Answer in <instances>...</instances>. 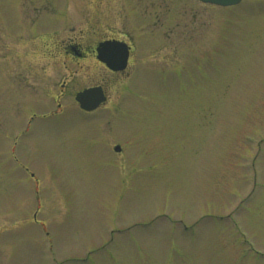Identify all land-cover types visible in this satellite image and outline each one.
Returning a JSON list of instances; mask_svg holds the SVG:
<instances>
[{"label": "rangeland", "instance_id": "rangeland-1", "mask_svg": "<svg viewBox=\"0 0 264 264\" xmlns=\"http://www.w3.org/2000/svg\"><path fill=\"white\" fill-rule=\"evenodd\" d=\"M124 2L143 45L164 46L111 90L134 99L120 114L38 119L17 138L28 104L66 76L43 45L86 10L0 0V264H264V0ZM70 69L65 104L104 74ZM105 142L121 145L115 160Z\"/></svg>", "mask_w": 264, "mask_h": 264}, {"label": "flooded vegetation", "instance_id": "flooded-vegetation-1", "mask_svg": "<svg viewBox=\"0 0 264 264\" xmlns=\"http://www.w3.org/2000/svg\"><path fill=\"white\" fill-rule=\"evenodd\" d=\"M67 1L81 3L86 10L85 17H83L80 22L70 25L66 31V35L64 34V37L54 39L51 36L48 40L49 42L43 45L42 50L46 54L49 53V56L52 58V60L48 61L49 64L54 62L62 64V67L66 69V76L56 83V85L49 87V93H51V90H54L55 88L57 89L56 95H52L49 98L37 96L40 98H34L33 100H36L28 104L26 110L28 109L29 114L26 112V114H28L25 125L26 128L23 131L20 130L17 138H19L20 135H24L29 127H35L36 120L42 119L51 122L55 117H61L72 112L71 110H73L76 115L79 116V119L82 120H87L91 116L98 115L100 109L107 108L108 110L111 105L112 108L108 110V113H122V111L126 109L127 101L129 102V100L134 99L135 96L134 94L128 95L123 91L112 93L111 90L125 81H132L134 79L133 73L137 75L139 72V64L146 63L151 66L155 65L154 60L152 59L154 57L153 52L162 47V45L157 43L159 42V39L156 38H154V40L150 39L148 45H143L141 39H139V35H137V22L136 24L131 20L129 23L127 22L129 19H127L124 13V0ZM91 2H95V7L93 9H91ZM118 3L122 10L120 17L118 15L114 22H104L100 15L102 14V17L106 16V14H104L105 10L109 12L112 11L113 13L118 8ZM134 5L135 3L131 4L130 8L134 9ZM111 6H113L114 9H112ZM135 16L139 18V24L144 23L142 21H150L148 16L143 15V18L142 15L137 13V10L135 11ZM118 17L119 25L117 24ZM152 23L154 26V24L158 23V19ZM156 30L159 31V28ZM57 32L58 30H54L52 31V34H57ZM133 36H135V38H133ZM159 36L161 37L162 33L159 34ZM102 42L108 46L107 49L101 50ZM162 48H164V46ZM104 57H115L120 68L116 70L109 68L106 62L102 60ZM92 63H96L103 68L104 74L97 78L91 76V80L85 84L86 86L82 85L80 86L81 88L77 87V89L71 93L72 101L65 104L64 95L68 85V77L69 75L72 77L73 74L76 73V70L70 69V65L73 67H79L80 65ZM135 63L136 65L138 64V70L134 67ZM91 87L100 88L101 95H103L104 99L96 108L89 111L80 106L79 101L76 100V95L82 90ZM111 97L114 99L113 102H111ZM116 144L120 145L117 142L111 146H108L107 142H105L104 145V153L108 156H112L114 160L115 156L112 152L121 153V147L119 150L114 149ZM9 153L12 157L11 151H9ZM13 157L15 162L19 163V157L16 155H13ZM19 166L24 167L22 163H19ZM25 168L26 167H24V169ZM26 171L31 177L35 178V176L28 170Z\"/></svg>", "mask_w": 264, "mask_h": 264}, {"label": "water", "instance_id": "water-1", "mask_svg": "<svg viewBox=\"0 0 264 264\" xmlns=\"http://www.w3.org/2000/svg\"><path fill=\"white\" fill-rule=\"evenodd\" d=\"M205 3H211V4H216V5H222V6H227V5H233L238 3L240 0H200ZM108 46H106L105 43H101V50L107 49ZM103 61L106 62V64L111 68V69H119L120 65H118L115 57H104L102 58ZM115 64V65H113ZM104 97L101 95V90L100 88H88L83 90L82 92L77 93L76 95V100L79 101L80 106L86 110H91L95 108L101 100H103ZM115 150H119V146L116 145L114 147Z\"/></svg>", "mask_w": 264, "mask_h": 264}]
</instances>
